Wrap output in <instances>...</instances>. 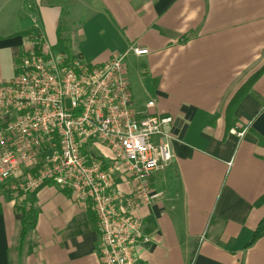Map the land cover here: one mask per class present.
I'll return each mask as SVG.
<instances>
[{
  "label": "crops",
  "instance_id": "crops-1",
  "mask_svg": "<svg viewBox=\"0 0 264 264\" xmlns=\"http://www.w3.org/2000/svg\"><path fill=\"white\" fill-rule=\"evenodd\" d=\"M34 31L89 63L123 55L135 108L173 117V160L150 178L159 196L136 213L149 236L140 264H264V236L251 243L264 217V0H0V83ZM4 186L0 264H101L90 209L47 184L22 240L16 205L26 197Z\"/></svg>",
  "mask_w": 264,
  "mask_h": 264
},
{
  "label": "built area",
  "instance_id": "built-area-1",
  "mask_svg": "<svg viewBox=\"0 0 264 264\" xmlns=\"http://www.w3.org/2000/svg\"><path fill=\"white\" fill-rule=\"evenodd\" d=\"M28 47L16 75L0 83V184L21 199L47 184L68 192L95 213L101 264H140L137 248L149 236L136 213L159 196L150 178L173 160V117L135 108L121 54L89 63L52 50L40 32Z\"/></svg>",
  "mask_w": 264,
  "mask_h": 264
},
{
  "label": "trees",
  "instance_id": "trees-1",
  "mask_svg": "<svg viewBox=\"0 0 264 264\" xmlns=\"http://www.w3.org/2000/svg\"><path fill=\"white\" fill-rule=\"evenodd\" d=\"M38 35L39 32L38 31H34V33H32V35ZM259 75V73L252 78V80L250 81V83H252L257 76ZM246 89L249 90V83L244 85L237 93L236 95L232 98V101L230 102L227 111H228V116L231 115V111L234 107L235 104L238 103V101L244 96ZM229 119V118H228ZM233 126V124H232ZM229 128V126H228ZM37 193V192H36ZM36 193H28L26 195V198L24 200L23 203H21L20 205H16V209L21 212L22 214V231H21V239L23 240V238L25 237V235L32 229H34L35 224H36V220H37V216H38V211L36 210V208L34 207V203H35V195ZM264 201V197L262 199H260V202ZM89 215L91 216L92 220H95L96 222V216L95 213L93 212V210H89ZM264 236V217L260 220L254 234L251 240V243L255 242L257 239H259L260 237Z\"/></svg>",
  "mask_w": 264,
  "mask_h": 264
},
{
  "label": "rangeland",
  "instance_id": "rangeland-1",
  "mask_svg": "<svg viewBox=\"0 0 264 264\" xmlns=\"http://www.w3.org/2000/svg\"><path fill=\"white\" fill-rule=\"evenodd\" d=\"M66 52V51H65ZM67 53V52H66ZM69 54V53H68ZM86 62H88V61H86ZM100 150V149H99ZM101 152L103 153V154H105V155H110L111 153H110V151L107 149V148H105V147H101ZM7 186H4L5 188H7L8 189V183L6 184ZM4 189V188H3ZM10 191V190H9ZM10 194L12 195V196H14L15 195V193H12L11 191H10ZM16 197V196H15Z\"/></svg>",
  "mask_w": 264,
  "mask_h": 264
}]
</instances>
